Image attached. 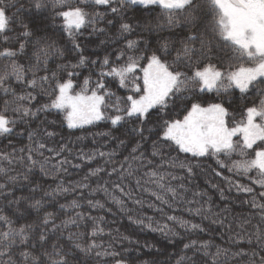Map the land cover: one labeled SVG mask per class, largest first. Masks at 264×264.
Here are the masks:
<instances>
[{
	"label": "snow or ice",
	"instance_id": "6c2138e0",
	"mask_svg": "<svg viewBox=\"0 0 264 264\" xmlns=\"http://www.w3.org/2000/svg\"><path fill=\"white\" fill-rule=\"evenodd\" d=\"M46 3L52 5L54 19H59L61 22L59 30L71 42L72 47L69 51L79 53L78 61L75 64L57 66L59 70L67 72L68 78L61 80L57 71L48 69V59L53 52L63 57L65 50L57 47L55 41L48 42L44 37L31 41L33 32L22 22L24 31L18 36L10 35L9 33L13 31L11 24L15 14L10 16L9 9L15 7V4L0 0V60L8 61L4 65V71L0 72V92L12 97L11 100H4L3 108L0 109V137L13 134L17 124H27L28 119L37 118L38 113L57 110L64 114L63 120L70 129H83L86 125L109 121L113 128L117 126L125 128L124 134L128 139L113 137L118 141V148H128L130 142L134 141V143H131L128 155L123 157L120 168L112 166L107 172L108 179H103V182L98 180L95 188H90L85 181L90 177H100V174L105 172L104 166L89 168L83 180L74 187H65L62 181L51 192L44 191L43 196L55 201L56 196L60 194L90 188V194L103 192L113 203L120 206L122 212L126 210V201L122 197H127L135 206H139L137 215L127 217L131 224L159 232L169 240L180 236L175 226L183 230L184 239L188 242L183 243L175 264H230L232 261L239 264L243 258H246V264H264V254H261L264 253V227H261V224H264V191L258 193L260 198L258 199L252 186L234 182L229 177L224 178L229 189L235 187L237 192L251 195V200L246 202L252 209L257 210L256 215L260 221V224L253 226L255 231L251 234L244 232L245 225L251 223V218L239 221L237 226L241 231L228 236V242L237 247V251L216 244L213 239H191V236L199 237L209 229L202 227L201 223L184 219L182 216L169 215L162 207L171 208L174 203L179 202L187 205L198 204V207H187L185 211L191 216L201 217L202 220H211L212 224L224 225V220L219 218L220 213L213 212L210 197L202 204L195 199L204 197L207 193L193 192V199H187L186 193L189 189L185 184L183 182L176 186L172 184V181L177 179L183 181L185 177H177L166 170V168L184 169L187 177L192 178L196 175L193 169L198 165H193L191 161L199 158L215 157L216 164L220 168H227L229 172L244 176L255 170L256 177L249 178L253 180V184L264 189V89L257 87L259 84H264V0H34V6L38 11L46 10ZM132 5L142 6L141 11L149 13L155 11L153 6L159 7L160 15L167 27L176 25L178 16L186 14V21L192 24L196 31L180 41V47L175 49L174 56L173 48L167 40L152 50L147 42L141 49V41L138 39H127L124 47L118 49V55L114 60L110 55H105L102 59H90L83 55L78 38L88 29H91L89 35L107 34V28L99 25L101 22L108 26L113 24V20L107 19L108 13L122 17L125 7ZM89 7L94 10L88 11ZM101 7L106 8L107 11H100ZM22 10L18 9V11ZM197 13L201 15L198 17ZM208 16L211 17L210 20L207 19ZM165 23H158L156 27H164ZM201 27L204 31L200 30ZM132 31V25L121 23L118 35L123 38ZM209 34L212 39L208 38ZM13 42L18 43L17 48L3 46L11 45ZM30 42L34 44L35 51L28 58L26 69L17 62V57L27 55L26 48ZM103 43L105 42L101 41V44ZM197 44L199 47L196 46ZM149 52L150 55L147 54ZM221 53L224 55L222 56ZM225 59H227V67L224 65ZM144 60L147 63L142 66L141 61ZM97 64L98 79L93 81L91 76L85 77L80 90L76 91L73 77L80 74L76 69L89 65L95 67ZM69 68L72 70L67 71ZM41 69L46 73L45 75H37ZM137 72L140 75H137ZM28 73H31V79L27 78ZM10 77H14L23 88H30L32 91L18 94L8 82ZM108 78L118 80L119 86L130 94L126 97L117 96L107 87ZM92 84L95 87H91ZM253 87L260 94L259 103L253 102L252 106L246 107L238 122L235 121L228 107H225V103L210 102L208 98L210 93L220 97L233 89H238L241 99H244ZM37 89L39 93L33 94ZM41 93L50 97V103L41 104L35 110L25 103L36 100L37 95ZM177 102L183 111L182 118L163 119L164 116L169 115L170 109L176 107ZM154 111L160 118L152 126H148ZM9 112L14 115L9 116ZM230 121L232 126H229ZM44 135L52 137L56 133L45 129ZM98 135L110 136L111 133H98ZM153 135L156 136L155 140H152ZM237 136L239 139L234 140L233 138ZM36 137L35 131L28 132L29 141L36 142L34 148L31 144L27 146L26 159L31 162L27 172L9 175L12 171L11 167L0 166V178L4 179V183H0V199L6 201V204H0V264H70L67 259L69 252L59 244V239L64 236V231L70 225L80 228L85 221L91 222V231L87 233L90 242L86 244L79 242L85 237V233L80 231H69L67 241L86 255L95 252L98 258L111 257L114 264H128L126 258H120L122 252L114 250L112 242H109L104 250L97 251L103 246L96 240L105 232L102 226L105 217L78 211L83 206L82 201L90 209H103L105 204L100 200L84 199L81 193L80 198L60 204L56 213L45 212L39 224L25 223L17 227L12 217L4 214L5 207L11 208L13 205H19L21 200L32 199L23 196L13 199L8 197L13 195L10 185L16 186L21 177L24 181H29V173L37 164L32 158L33 152L43 156L41 150L46 148V144L39 142ZM149 141H151L150 153L145 148ZM165 146L169 152H165ZM65 150L66 145H61L59 151L48 149L57 156ZM67 150L71 151V149ZM173 150L187 154L185 160H180L179 156H171L170 151ZM248 150L254 152V157L251 159L248 158ZM24 151V148L19 149L21 153ZM15 153V148L11 153L0 152V161H5L10 166L25 159L16 156ZM234 153L242 159L234 160L230 165L220 159L221 155L230 158ZM116 154L115 149L109 152L94 149L89 153L81 150L80 158L91 162L99 156L105 159L107 165L114 163L112 157ZM157 157L160 158L158 164L155 163ZM48 161L49 158L45 157L40 164V170L44 175H48L45 170ZM64 163L68 161L65 159L58 162L55 166L57 170L66 172L67 169L62 168ZM125 163L127 167L124 166ZM144 168L148 170L137 175ZM113 174L116 177L114 180L111 179ZM215 175L220 176L221 173L215 172ZM126 180L129 181L127 185ZM132 180L134 185L131 183ZM212 187L218 188L217 185ZM40 188L39 184L32 185L30 192L35 193ZM134 188L142 189L154 197L155 201L160 202L159 205L148 202L147 208L161 214L165 222L162 223L154 216L144 213L146 200L136 198ZM218 190L223 198V189ZM117 191L121 195H116ZM44 203L43 198L33 199L30 206L39 211ZM69 209L74 211V215L57 224V213ZM108 211L110 212L111 209L109 208ZM128 211L132 210L128 209ZM18 212L19 208H16L13 215ZM227 227L229 233H232L233 225L229 223ZM52 237H56V240L49 243ZM115 239L113 237V241ZM120 240L132 243L131 237L127 235H122ZM245 240L249 244L255 240L259 251L255 248L246 251L240 247V241ZM135 243L138 244L139 241ZM145 247L154 246L145 244ZM213 248L215 251H212ZM189 252L191 255H188ZM144 264L148 262L145 261Z\"/></svg>",
	"mask_w": 264,
	"mask_h": 264
},
{
	"label": "trees",
	"instance_id": "16d2710c",
	"mask_svg": "<svg viewBox=\"0 0 264 264\" xmlns=\"http://www.w3.org/2000/svg\"><path fill=\"white\" fill-rule=\"evenodd\" d=\"M6 2H11L15 4V7L9 9V15H14L11 28L13 31L9 33L10 35H17L24 31L21 26L27 24L28 29L33 32V36L30 38L31 41L35 39L44 37L48 42L55 41L56 46L65 50L63 57L56 55L54 52L49 56L48 59V69L51 71H57L58 76L61 80L67 79V72L59 70L58 65L62 64H75L78 61L79 53L69 51L71 49V42L68 40L67 36L59 30L60 20L54 19L52 5L46 3V10L38 11L34 6V0H6ZM117 6V5H114ZM155 7V11L143 12L141 11L142 6H126L123 10L122 17H117L111 14L110 12L107 15V19L113 20L111 26L106 25V23L101 22L100 27L107 28V34L89 35L91 29L85 31L84 35L78 38V42L81 43L83 49V55L89 57L90 59H102L105 55H110L111 59H115L118 55V49L124 47L125 41L127 39H138L141 41L140 47L143 49L145 47V42L150 49L155 50L159 44L165 40L170 42V45L173 48L172 55H175V49L180 47V41L185 39L188 34L196 31V28L188 23L185 19L186 14L178 16V23L172 27H167L166 23L161 17V9ZM18 9H23L18 11ZM88 11H93L91 7L87 9ZM100 11H107L106 8H99ZM198 17L201 13L196 14ZM207 19H211L210 16ZM121 23H129L133 26V31L130 34H126L125 37L120 38L118 35L119 25ZM158 23H165L164 27L157 28ZM199 23V21H197ZM201 31H204L203 27L200 28ZM209 39H212L211 35H208ZM19 39H23L19 37ZM101 41L105 43L101 44ZM4 47L11 46L13 48L18 47V43L13 42L11 45L5 44ZM199 47V45H196ZM35 47L33 43H28L26 48L27 55L17 57V62L22 64L27 69L28 58L31 57ZM150 55V52L147 53ZM223 56L224 54L221 53ZM171 59V57H169ZM35 61L33 60V63ZM215 62V60L213 61ZM8 61L0 60V72L4 71V65ZM123 63V61H121ZM147 61H141V65L146 64ZM225 67H227V59L224 61ZM99 65L95 67L89 65L84 68H78L80 74L79 76L73 77L75 90L79 91L80 87L83 84L85 77L91 76V79L95 81L98 79L96 71L98 70ZM10 70V69H9ZM69 68L67 71H71ZM46 73L41 69L37 75H45ZM137 75H140L137 72ZM27 78L31 79V73L27 74ZM12 87L16 90L18 94H22L24 91H32V89H25L20 84H18L14 77H10L8 81ZM107 87L116 93L117 96L126 97L130 93L119 86L118 80H113L108 78L106 80ZM91 87H95L94 84ZM260 89H264V84L257 85ZM39 93V89L36 90L33 94ZM210 102H223L225 107H228L229 112L234 116L235 121H240L242 118L243 110L246 107L252 106V103H259L260 94L257 93L256 88H250L249 93L244 99H241V94L238 89H233L227 94H223L220 97H216L215 93L208 94ZM10 95H5L3 92H0V109L3 108L4 100H11ZM231 101V103H229ZM29 107L35 110L36 107H39L41 104L50 103V97L39 94L37 95L36 100L25 102ZM9 116L14 115L12 112L8 113ZM64 114L57 110H52L47 113H38L37 118H29L28 123H19L16 125L14 133L8 135L7 137H0V152H13V148L16 149V156L25 157V159L20 162H14L10 166L5 161H0V166L11 167L12 171L9 172V175H17L18 173L27 172L30 161L26 159L27 157V146L29 144L32 147H35V140L29 141L28 132L35 131L37 133L36 139L39 142L45 143L46 148L42 149L43 156L39 153L33 152L32 158L37 161L35 167L32 168L31 173H29V181H24L21 179L18 181L16 186L12 187L13 195L9 196L8 199H13L16 197H32V199L21 200L19 205H13L11 208L5 207L4 214H7L12 217L16 222L15 226H20L25 223H37L42 219L45 212H57L60 204L69 203L72 199L80 198L81 193L83 194L84 199H93L100 200L105 204L103 209H90L86 203L82 204L83 206L78 209V211L84 212L86 214H91L92 216H104L105 220L103 227L105 232L102 236L98 237L96 242L102 243V248L97 249V251H102L107 248L109 242L113 243L114 250L122 252L120 258H126L128 264H144L145 261L148 264H175V260L179 254L180 249L183 247V243H187V239H184L185 233L178 226L176 230L180 232V236L169 240L165 236L161 235L159 232H152L147 229H142L138 226H135L130 223L128 220V215H137L139 211V206H135L131 200L127 197H122L126 201V210L121 211L120 206L113 203L108 197L105 196L103 192H96L90 194V188H95L98 180L103 182V179H108L107 172L110 171L112 166L120 168V163L123 161V157L128 155L131 147L130 142L128 148H118V141L113 139V137H119V139H128L124 134L125 128L117 126L113 128L109 121H99L94 125H86L83 129L74 128L70 129L67 127V123L63 120ZM183 111L179 102L174 109L169 110V115L164 116L163 119H179L182 118ZM160 117L153 112L152 117L149 120L148 126H152ZM54 122V123H53ZM229 126H232L230 121ZM49 132H54L56 135L52 137H47L44 135V130ZM110 132V136L98 135V133ZM20 133V135H17ZM147 135V133L145 134ZM83 137V139H79ZM156 136H152V140H155ZM234 140L239 139V137H234ZM259 143V142H258ZM61 145H66V150L61 152L59 156L55 155V152H50L48 149H54L59 151ZM151 141L145 145V148L148 153L151 152ZM255 147V145H254ZM20 148H24L23 153L19 152ZM67 149H71L68 151ZM94 149H98L102 152H109L113 149L116 150V155L112 157L113 164H105V159L97 156L95 161H85L80 158V151L82 150L85 153H89ZM165 152H169L165 146ZM249 156L251 159L254 157V152L248 150ZM171 156H179L180 160H185L187 154L177 153L176 151H170ZM48 157L49 161L45 164V170L48 172V175H44L40 170V164L44 161V158ZM149 158H151L149 156ZM67 160L68 163H64L62 168H66L67 171L57 170L55 167L58 162ZM221 160H224L226 164H231L234 160L242 159L238 154L234 153L230 158H227L223 155L220 156ZM155 163H160V158H155ZM193 165H198L194 167L193 171L196 175L192 178H188L186 170L180 168H166L167 171L172 172L177 177H185L183 181L177 179L172 181L173 186L178 185L183 182L185 186L189 189L186 193V198L191 200L193 199L192 193L197 191H202L207 193L204 197H196L195 199L199 200L200 203H204L209 197L213 204V212L220 213L219 218L224 220V225L212 224L211 220H202L201 217H194L188 214L185 209L187 207H198V204L187 205L183 202L174 203L171 208L168 206H162L165 209V212L169 215H179L184 219L192 220L195 223H201L202 227L209 229L205 233L199 235V237L193 235L191 239H213L214 243L220 244L223 247H231L233 251H237L238 248L231 245L228 242V236L234 234L235 232H240L241 229L237 226L239 221L244 218H251V223L245 225L244 232L251 234L255 231L254 225L260 224L258 215H256L255 209H252L250 204L246 201L251 200V195L237 192L235 187L229 189L225 177L231 178L234 182H239L241 184L252 186L255 189V194L259 198L258 193L264 191L260 188L259 185L253 184V180L249 177L255 178L256 171L252 170L248 176L242 174H237L235 172H229L227 168H220L216 164L215 157H206L194 159L191 161ZM79 165L80 167H74ZM97 166H104L105 172L100 174V177H90L88 183L90 188H81L77 189L76 192H69L67 194H60L56 196L55 201H51L48 197H44V191L51 192L57 187L62 181L64 182L65 187H74L77 183H80L83 180V177L87 174L89 168H95ZM127 167V163L124 165ZM147 168L141 169L137 175H141L143 171H147ZM165 170V169H162ZM215 172H220V176H216ZM115 174L111 179H115ZM0 183H4V179L0 178ZM128 180L125 181L127 185ZM134 185V180L131 181ZM39 184L41 185L40 190L35 193L30 192V187L32 185ZM212 185H217L218 188H213ZM111 188V185H108ZM218 189H223L224 197L220 195ZM127 190V189H126ZM134 193L136 198H144L146 203L144 205V213L149 216H154L157 220H160L162 223L165 222L161 214L156 213L153 209L147 208L148 202H154L159 205V201H155L154 197H151L150 194L145 193L142 189L134 188ZM116 195H121L118 191ZM43 198L45 203L44 206L38 211L35 208H32L30 205L33 202V199ZM0 204H6L5 200L0 199ZM16 208H19V212L16 215H13V212ZM111 209L109 212L108 209ZM227 211H222L223 209ZM128 209L132 211L129 212ZM74 211L69 209L66 212H58L56 223L59 224L61 220L66 219L67 217L73 216ZM19 217V218H18ZM216 219V217H212ZM231 223L233 225L232 233H229L227 225ZM50 227V225H49ZM261 227H264V224H261ZM215 230V231H213ZM84 232L85 237L82 238L79 242L86 244L90 242L87 237V233L91 231V222L85 221L80 228H77L75 225H70L68 229L64 231V236L60 237L59 244L63 245L64 248L69 252L67 259L70 261V264H114V261L111 257H96L95 252L86 255L81 252L79 249H76L71 242L67 241L66 237L68 232ZM109 232L111 233L109 235ZM122 235H127L131 237L132 243L129 241L120 240ZM115 237V241H113ZM56 240V237H52L49 243H52ZM139 241V243H135ZM145 244L153 245L154 247H145ZM240 247H243L246 251H250L255 248L259 251V247L255 240L252 244H249L246 240L240 241ZM50 250V249H49ZM126 250V251H125ZM212 251H215L213 248ZM264 254V253H261ZM191 255V252L188 253ZM230 264H237L236 261L230 262ZM239 264H246V258H243L239 261Z\"/></svg>",
	"mask_w": 264,
	"mask_h": 264
}]
</instances>
